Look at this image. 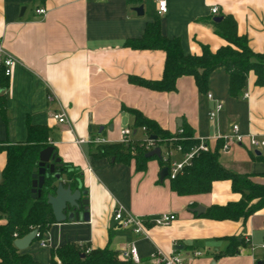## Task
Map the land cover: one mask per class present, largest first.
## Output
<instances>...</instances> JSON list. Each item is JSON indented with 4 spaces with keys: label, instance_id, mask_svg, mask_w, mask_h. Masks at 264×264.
I'll return each instance as SVG.
<instances>
[{
    "label": "crops",
    "instance_id": "1",
    "mask_svg": "<svg viewBox=\"0 0 264 264\" xmlns=\"http://www.w3.org/2000/svg\"><path fill=\"white\" fill-rule=\"evenodd\" d=\"M166 6L167 13L158 16L155 0H0V59L6 54L16 62L10 79H2L0 85V148L26 143L29 125L46 127L47 143L63 163L81 170L87 189L88 221L54 223L44 232L47 247L34 239L24 249L39 264H49L50 250L66 242L89 249L107 246L117 253L134 244L139 258L134 264H156L153 254L172 251L187 264H255L264 257L260 248L251 251L245 240L254 244L264 240V206L246 220L213 221L203 216L208 208L242 200L230 181H216L208 193L178 196L167 176L160 180L162 168L156 157L138 172L133 160L122 164L99 155L98 147L119 144L124 128L135 140L143 138L142 128L135 127L126 110L130 109L172 135L188 127L193 139L203 138L210 151L220 145L224 168L264 185V145L253 148L247 138L264 140V82L256 85L255 75L249 73L241 95L233 98L228 74L218 68L208 84L213 102L198 92L191 76L177 79L174 92L150 91L130 84L128 78L161 80L164 53L125 45L140 39L147 24L158 19L161 35L177 39L184 55H200L203 46L212 53L227 43L207 23L229 15L250 50L264 54V0H166ZM212 7L218 9L216 15L211 14ZM40 9L45 16L35 13ZM214 100L223 108L210 121L207 113L214 110ZM61 111L66 121L58 124L52 115ZM232 125L244 139L222 152L223 141L215 136L229 135ZM93 138L105 144L77 143ZM173 158L180 161L182 154L174 153ZM5 164V152L0 150V180ZM117 206L137 217L173 213L176 219L168 227L136 235L129 228H114ZM197 206L204 210L200 216L189 211ZM233 236L243 243L233 255L224 254ZM194 251L201 255L194 256Z\"/></svg>",
    "mask_w": 264,
    "mask_h": 264
},
{
    "label": "trees",
    "instance_id": "2",
    "mask_svg": "<svg viewBox=\"0 0 264 264\" xmlns=\"http://www.w3.org/2000/svg\"><path fill=\"white\" fill-rule=\"evenodd\" d=\"M212 26L227 46L215 52L207 47L201 48L200 55H184L180 42L177 39L164 38L161 35L159 20L154 19L147 24L146 30L140 39L126 41L125 45L131 49L160 50L165 55L163 77L159 81H146L138 77H129V83L157 92L176 91L175 82L182 76H191L195 87L201 94H207L209 78L214 70L223 68L228 74L229 96L236 98L241 95L249 73L255 75L256 85L264 82V54H255L248 47L247 39L237 35V25L229 15L220 16L218 22L213 20L207 23ZM0 85L2 75L0 77ZM135 120V127H143L149 138L155 136L158 146L172 148L180 146L182 153L189 152L199 144L193 139L190 129L183 126L182 135H172L163 131L155 121L146 119L139 111L126 109ZM48 130L45 127L31 126L27 128V142L14 146L1 147L5 152L6 164L2 170L0 180V264H39L25 250L14 247L13 241L31 232L33 228L44 233L55 223L46 197L56 189L55 180L46 178L44 188L39 198L31 199V175L38 162L39 152L47 146ZM173 137L179 140L168 142ZM219 147L213 151H200L186 166L181 174L170 179V189L178 196L198 195L208 193L216 181H230L231 190L242 195V200L225 206L206 209L204 217L213 221L246 220L250 215L264 206V185L253 183L248 176L238 175L224 168L219 162ZM99 155L109 157L115 162L128 163L134 161L136 170L143 171L146 163L154 158H147L144 140L98 147ZM55 158H59L53 150ZM60 159V158H59ZM161 168L166 165L158 159ZM58 173L63 178L64 186L72 191L80 189L87 199V189L83 184V175L79 168H74L60 160ZM256 200V203H252ZM229 243L224 254L233 255L237 246L243 243L239 237H229ZM86 245L66 242L50 250L49 264H134L131 260L123 261L118 253L109 247L95 248L86 251ZM255 264H264V257Z\"/></svg>",
    "mask_w": 264,
    "mask_h": 264
},
{
    "label": "built area",
    "instance_id": "3",
    "mask_svg": "<svg viewBox=\"0 0 264 264\" xmlns=\"http://www.w3.org/2000/svg\"><path fill=\"white\" fill-rule=\"evenodd\" d=\"M138 2H142L143 0H136ZM155 8L157 11L158 16H164V14L167 13V6H166V0H155ZM211 14L216 15L218 13V9L216 7H212ZM35 13L37 15H43L45 16V10L40 9L36 10ZM16 62L14 58L9 55L3 54L0 59V68H1V75L4 78L10 79V76L12 75V70L15 66ZM246 96V95H245ZM206 99L210 102H213V98L211 94H206ZM214 110L209 111L207 113V117L210 121H214L217 114L222 110L223 105L219 101H215ZM52 119L60 124L65 123L66 117L65 114L61 111L58 114H53ZM143 131V138L135 140L133 136H131V132L129 129L124 128L120 131L121 140L119 144H127L129 142H138L139 140H144L145 142V149L149 152L152 151L155 147H158L161 151L160 153V160L163 164L166 165L167 169V180L175 178L178 174H181L182 171L185 169L186 166H190L191 160L197 156L200 151H208L209 148L204 143V139H199V144L196 147L191 148L189 152L182 153V149L180 146L172 147V148H165L164 146H158L154 140H151L147 135H145V129L142 127ZM182 131L179 130L177 135H182ZM216 139H221L223 141L222 145V152H227L230 150V146L232 144L241 143L244 139V136H242L238 132V128L236 125H232L230 129L229 135H217L215 136ZM248 143L253 148H259L262 145H264V140L258 141L257 136L255 135H248ZM179 140L176 137H173L171 139H168V142ZM79 144H93L95 146L98 145H104L105 141L101 139L93 138L91 140H79L77 141ZM174 153H181L182 159L180 161L174 160L173 156ZM176 219V215L171 213H163L158 214L156 216H133L130 213H127L123 210L121 206H117L113 210V222H114V228H129L131 229L136 235H147V231L149 228H155V227H168L171 225V223ZM37 230V229H36ZM35 240H37V243L40 247L44 248L48 246L47 239L44 238V233H40L37 230V233L35 235ZM246 242L249 245V248L251 251H253L256 247L260 248L264 252V240L259 244H254L250 239L245 238ZM86 251H89V248L85 249ZM194 256H200V251H194ZM155 263L157 264H187L186 259L181 256L177 251H172L170 254H162L157 252L156 254H153L151 256ZM118 258H120L123 261L131 260L133 263H138L139 258L137 257V251L134 244H130L126 247V249H122L118 252Z\"/></svg>",
    "mask_w": 264,
    "mask_h": 264
},
{
    "label": "water",
    "instance_id": "4",
    "mask_svg": "<svg viewBox=\"0 0 264 264\" xmlns=\"http://www.w3.org/2000/svg\"><path fill=\"white\" fill-rule=\"evenodd\" d=\"M140 12V9L137 10ZM214 22H218L220 17H214ZM3 91L0 88V93ZM156 137L153 136L150 139L154 140ZM160 153L158 147H155L152 151L148 152L147 158L160 159ZM38 162L35 168H33V174L31 175V199L39 198L41 191L44 188V183L47 177L51 176L56 182V189L53 194H48L46 197L47 204L50 206L54 221L56 224H63L66 220L84 219L88 221L87 206L88 199L84 198V192L80 189L72 191L69 186H64L63 178L58 173V167L60 163L59 158H55L53 154V147L47 146L44 150L38 153ZM167 176V169L163 168L160 171V180L165 179ZM192 213L197 216L202 215L204 212L203 208L197 206L190 209ZM37 230L33 228L31 232L27 233L22 237H18L13 241L14 247L20 250L27 249L29 245L35 239Z\"/></svg>",
    "mask_w": 264,
    "mask_h": 264
},
{
    "label": "rangeland",
    "instance_id": "5",
    "mask_svg": "<svg viewBox=\"0 0 264 264\" xmlns=\"http://www.w3.org/2000/svg\"><path fill=\"white\" fill-rule=\"evenodd\" d=\"M140 139H142V138H140ZM137 140H138V138H137Z\"/></svg>",
    "mask_w": 264,
    "mask_h": 264
}]
</instances>
